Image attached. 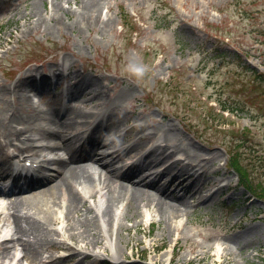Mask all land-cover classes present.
<instances>
[{"label": "rangeland", "instance_id": "374dc122", "mask_svg": "<svg viewBox=\"0 0 264 264\" xmlns=\"http://www.w3.org/2000/svg\"><path fill=\"white\" fill-rule=\"evenodd\" d=\"M51 1L0 0V83L14 84L29 68L37 69L34 78L53 81L42 92L29 87L26 90L29 105L43 116L41 121L36 120L40 125L49 126L46 120L52 111L67 104L66 91L73 87L75 74L86 75L97 79L101 92L98 101L87 100L86 95L80 97L78 103L93 114L87 120L94 125L105 121L104 113L119 111L125 118L105 137H114L124 145L132 140L136 143L118 162L123 170L137 158L135 153L145 136L149 138L141 152L164 142L171 131L167 123H173L184 145L195 143L209 152H220L211 165L218 170L201 177L211 203H201L190 216L181 215L162 224L160 216L148 208L146 215L138 214V228L134 226L135 218L124 217L123 207L117 208L112 228L105 227V234L112 236L111 246L106 249L102 243L96 249L85 250L95 258L90 264H120L126 260L124 255L129 259L126 262L140 264H149L151 258L159 256L165 264H189V258L204 250H209L206 264H219L226 237L243 232L260 241L240 253L232 252L236 264H264V200L241 186L237 173L227 164L231 127L250 130L255 146L264 148V110L260 108L264 101L260 92H252L249 85L254 77L264 74V0H109L101 6L106 24L96 11L87 28L86 21L71 25L83 15L81 0H54L65 3L66 11L58 12L51 9ZM32 5L45 15L40 23L22 16ZM125 20L136 22L134 32L124 29ZM127 28H132V23ZM63 56L69 69L60 71L55 63ZM0 94L5 95L0 99V109L10 113L14 96L3 91ZM217 99L237 109V114L223 112L216 105L211 115L210 100ZM66 117L63 114L60 121ZM16 122L12 128L21 127ZM139 125L147 126L138 132ZM157 127L160 137L154 135ZM10 138V145L13 141L20 143L19 138ZM47 141L46 135L38 136L34 141H24V149L8 145L5 151L16 158L31 154L34 145L35 155L53 157L56 150L47 149ZM179 157L184 156L174 154L169 160ZM11 160L7 164L0 160V168L7 167ZM9 181L0 179V184ZM60 212L57 210V215ZM78 217L80 213H75L74 218ZM59 222L45 227L43 235L51 244L43 249V259L47 255L59 257L52 240ZM23 224L32 231L30 225ZM121 224L125 226L121 232L124 241L120 240ZM130 236L132 241L126 242ZM28 238L33 241L34 235ZM159 243L162 245L157 248ZM68 254L62 264H88L92 258L81 261L82 254L73 250ZM169 257L174 258L173 263H169Z\"/></svg>", "mask_w": 264, "mask_h": 264}, {"label": "bare ground", "instance_id": "6f19581e", "mask_svg": "<svg viewBox=\"0 0 264 264\" xmlns=\"http://www.w3.org/2000/svg\"><path fill=\"white\" fill-rule=\"evenodd\" d=\"M108 1L81 0L83 15L75 18L71 25L75 27L77 23L86 21L87 28L92 24L96 11L100 12V21L106 24L101 6ZM51 6L53 12L66 11L62 1L52 0ZM22 16L26 20L34 18L38 23L45 19L37 5H32ZM57 22L64 24L63 20ZM37 72L36 68H29L14 84L0 83V91L8 92L15 98L14 110L10 113L5 112L4 108L0 109V160L7 162L11 158V152L5 151L13 139L11 135L20 141H13L15 148L24 149V141H34L38 136L46 135L48 141L45 147L56 150L55 155L44 161L35 175L0 184V264H62V258L54 255H47L43 259L45 255L42 252L51 244V240L43 235L45 227L48 228L59 219L63 223L62 233L71 239V242L64 241L63 244L69 250L83 254V261L92 255L82 248H97L102 243H105L106 249L111 246L112 236L105 234V227L112 228L118 216L117 208L123 207L124 217L135 218L134 226L138 228V214L146 215L148 208H153L160 216L161 223L174 221L181 215L190 216L201 203L213 201L201 177L218 170L211 165L220 157L219 151L209 152L195 143L184 145L173 123H167V129L173 133L170 131L165 135L162 144L152 145L147 151L141 152L149 138V135L145 136L135 153L137 158L123 170L118 162L130 154L136 143L132 140L124 145L118 143L116 138H106L105 135H109L125 116L119 111L104 113V122L91 125L87 117L92 113L86 112L83 105L78 103L82 95H86L87 100H100L97 79L75 74L73 87L66 91L67 104L52 111L46 120L49 124L46 127L38 122L43 116L38 108L29 105L30 94L26 91L29 87L32 91L42 92L51 85L41 76L36 84L34 76ZM4 96L0 94V99H4ZM72 101L73 104H70ZM63 114L67 117L60 121ZM16 120L21 127L12 128ZM143 126L147 125H139L136 130L141 131ZM157 129L154 135L161 136L160 127ZM30 151L35 153L34 145ZM174 154L184 157L169 160ZM4 177L8 178L9 174L0 170V178ZM57 210L61 211L59 215ZM75 213H80V217L74 218ZM24 222L30 225L32 231L24 226ZM124 227L120 225V240H123L121 232ZM28 235H34V240L31 241ZM132 239L130 236L125 241L131 242ZM179 239L176 238V243ZM134 240L141 243L139 238L135 237ZM226 240L219 264H236L232 252L240 253L260 241L257 237L252 239L248 232L229 235ZM161 245L159 243L157 248ZM208 251L204 250L189 258V264H206ZM119 252L123 254L124 250L119 248ZM124 256L126 260L120 264H140L132 260L126 262L129 259L127 255ZM92 258L88 264L95 260ZM150 260L149 264H165L160 256ZM173 262L174 258L169 257V263Z\"/></svg>", "mask_w": 264, "mask_h": 264}, {"label": "trees", "instance_id": "16d2710c", "mask_svg": "<svg viewBox=\"0 0 264 264\" xmlns=\"http://www.w3.org/2000/svg\"><path fill=\"white\" fill-rule=\"evenodd\" d=\"M130 23H132V28H127ZM134 23L136 24V22ZM134 23L133 21L125 20L123 22V27L132 33L135 29L133 26H136ZM260 76H263V78L260 82H257L260 79ZM246 83L247 82H245L244 87L247 88L248 84ZM263 84V73L254 77L252 81H249L251 91L260 92V97H262L264 101V90L261 91V89H264ZM225 102L226 101L217 99V103L221 106L223 112L237 114V109H234ZM214 108L215 106L210 107L209 113L211 115L213 114ZM260 108L264 110V103ZM223 115L221 114L222 117H224ZM211 119L216 120L212 117ZM229 133L231 134V139L227 145V151L229 153V167L238 173L239 184L241 186L259 199L264 200V148L255 146L253 140L251 139L250 130L248 129L244 128L241 130L236 127H231V129H229Z\"/></svg>", "mask_w": 264, "mask_h": 264}]
</instances>
